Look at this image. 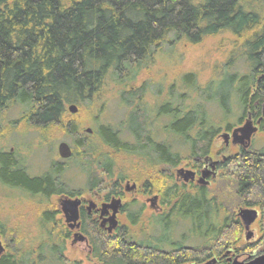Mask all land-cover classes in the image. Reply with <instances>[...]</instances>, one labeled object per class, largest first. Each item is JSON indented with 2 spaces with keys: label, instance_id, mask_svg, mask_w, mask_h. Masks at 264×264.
<instances>
[{
  "label": "trees",
  "instance_id": "16d2710c",
  "mask_svg": "<svg viewBox=\"0 0 264 264\" xmlns=\"http://www.w3.org/2000/svg\"><path fill=\"white\" fill-rule=\"evenodd\" d=\"M257 3L262 9L255 7ZM220 31L242 39L238 57L248 69L241 74L221 72V77L229 78L227 89L232 88L234 81L240 82L232 97L241 111L238 122L248 111L258 118L264 103V0H0V113L16 106L22 111L20 118L31 126H54L65 113V104L98 94L104 79L109 77L123 88L119 93L123 103L136 102L134 110L128 112L126 127L134 135V155L146 166L175 165L183 158L165 140L153 138L160 132L180 140L188 149L187 158L203 157L211 151L221 128L206 107L209 102L216 103L217 98L205 94L194 73L182 76L184 91L175 96L177 89L171 84L165 102L145 109L141 102L144 84L124 89L164 46L197 44ZM222 107L230 112L229 106ZM161 116L167 122L155 134V124ZM230 128L231 124L225 126L226 131ZM259 128L264 131L262 121ZM112 131L111 127L100 125L96 134L102 143L117 149L120 146L113 139L117 134ZM76 148L83 149L78 163L101 169L99 158L91 160L92 154L84 144L78 143ZM230 157L235 169L232 196L227 198L236 209L258 210L257 241L241 240L245 229L236 210L230 206V213L223 211L221 199L208 196V187L185 186L180 192L173 185L162 190V198L173 203L170 214L159 220L157 228L168 235L171 215L190 220L195 234L205 228L202 243L190 247L183 244L186 239L168 241L166 237L155 245L129 244L119 239L102 244L99 236H91L92 256L101 264H236L240 255L259 256L255 247L264 242V148L242 146ZM110 167L108 163L105 170L92 176L87 166L89 186L109 178ZM62 171L63 166L54 164L43 175L29 177L11 154L0 151V183L30 195L47 200L51 193L65 192L59 178ZM158 180L157 184H163L161 178ZM39 217L42 224L53 219L46 212ZM40 238L47 244L39 247L43 250L37 249L41 253L36 263L30 259L34 251L29 249L1 255L0 264H64L61 246L50 243L53 238L48 234Z\"/></svg>",
  "mask_w": 264,
  "mask_h": 264
},
{
  "label": "rangeland",
  "instance_id": "374dc122",
  "mask_svg": "<svg viewBox=\"0 0 264 264\" xmlns=\"http://www.w3.org/2000/svg\"><path fill=\"white\" fill-rule=\"evenodd\" d=\"M258 4L259 3H257L255 7L262 9ZM259 9H255V11H260ZM241 40V38L235 35L233 36L227 31H220L218 34L204 37L197 44L183 45L174 43L170 46H164L162 51L153 57L148 66L142 70L124 91L129 90L128 87L134 89V87L144 84L146 90L141 99L142 108L145 109L154 105H160L169 97L171 84H174L175 89H177L175 96L177 95L176 93L184 91L185 87L181 85V78L184 74L192 72L197 77L198 83L204 86L206 90L205 94L217 98L216 103L209 102L206 107L215 123L220 126L221 129L219 134L221 135L226 131L225 126L227 124H231V128L239 124L241 125L247 116L244 114L238 122L241 111L237 104L232 102L234 91L240 86V82L234 81L232 88L227 89L229 78L226 77L224 79L221 77L222 71H228L227 73L238 72L240 74L247 72V67L243 64L240 57H238L239 50L237 49L239 48ZM228 62L229 65L227 64ZM224 68H227V70ZM122 89L119 85L114 84L109 77H106L98 94L90 95L88 96L89 98L81 102L76 101L74 103L77 106V111L75 113H70L68 111L67 107L69 103L65 104V113H63L59 123L54 126H47V128L45 127L44 129L31 126L32 124L26 119L20 118L22 111L19 107H6L0 113V151L7 152L11 148V155L14 161L18 163L27 174L32 176L41 175L49 170V168L53 167L55 163L62 162L63 171L61 175H59V178L67 189L73 190L84 186L87 176L77 163H74V161L77 162L81 160L78 155L83 149L76 147L78 143H82L89 150V153L92 154L91 160L94 161L97 158L101 160V158L105 156L110 163L111 176L100 181L103 183L101 186H107L106 190L112 188L111 183L116 181L118 177H124L135 180L137 184L147 180L150 187H152L149 190L153 189L156 193L157 191L162 193L164 188L168 186L171 187L170 182L162 178L166 174L160 169L163 168L162 166L149 165L148 167L145 165L144 161L136 155H134V157L123 155L114 149L105 147L96 134L97 127L100 125L112 126V132L117 133V131L122 129L121 121H125L128 112H130L131 109L133 110L134 103L136 102H132V104L128 105L121 101L119 93L123 91ZM194 96L197 97V95ZM223 105L229 106L230 112L227 113V111H223ZM127 110L129 111L127 112ZM248 112H250L248 117L251 116L253 120H255L254 112ZM166 122V117L161 116L157 119L155 134L161 130ZM66 123H69L71 126L69 128L66 127ZM262 123L264 124V118ZM86 127L91 128L92 132L89 134L86 133ZM160 133L154 135L153 138L157 139V141H161L162 139L165 140L166 143L171 145L172 151L180 153V157H183L181 165L186 164L188 166L195 163V157L187 158L188 149L183 146L180 140L172 135L167 134L163 136ZM75 141L77 144H75ZM60 142H65L71 146L74 154L72 159L62 160L57 156L56 149ZM225 142L226 141H223L222 138L218 136L214 139L210 153L213 157H216V159H221L222 155L232 156V154L240 148V142H235V145L231 144V142ZM250 144L254 149L264 148V131L258 130L254 133L251 136ZM81 157L83 158L84 156ZM85 157L83 159H85ZM229 165L233 166L234 162H231ZM87 166L90 168V171L87 172L92 176H97L101 170L95 167L94 164H88ZM87 166H85V168ZM232 172V170L220 169L219 177L215 181H211L207 186L208 196H214L216 199L220 198L221 200L219 203H222L223 211L226 209L227 214L234 209L236 211L238 210V208L236 209L233 205L231 206V201L227 198V195L232 196ZM160 178L163 184H159L162 186L156 182L159 181L158 179ZM190 186H186L185 189H190ZM176 189H179L181 192L180 186H176ZM138 197L139 200L143 199L140 195H138ZM57 198V196H52L49 200H41L39 197L30 196L20 189L0 184V256L6 253L20 254L30 249L34 251L30 259L37 262L36 257L40 255L41 250H43V248L39 247H41L43 243L47 244L46 240L41 242L42 239L40 237L42 235L48 233L50 239L51 237L53 238L50 243L55 244L60 242L59 240L62 239L60 237H62L61 235L64 229L54 224L53 221L55 220H52L51 223L48 224H42L39 217L44 214L45 211H47L49 215L50 211H53L57 207ZM172 203L173 202H167L170 211ZM230 206L232 210H230ZM145 211L134 225H131L128 220L122 218V224L125 225L126 231L128 230L127 232L132 236L134 239L133 241L145 239V242L155 245L161 238L167 237L168 241L171 239H173L171 241H177L182 238L186 239L183 243L184 245L194 247L202 243L205 239L204 227L199 228L197 234H195V227H193L192 221L179 220L174 216L172 217V215L170 216L171 227L166 229L168 235L164 232L158 234L156 226H152L154 216ZM221 215L224 216V212L221 211ZM56 218H58V216ZM221 219L220 217V220ZM247 231L251 232L248 238L246 237ZM94 236L96 237V235ZM257 239H259V233L255 221L252 226H249L248 230L242 231L241 240L244 242H255ZM206 241L210 242V239L207 238ZM64 243L65 247L63 254L68 264H101L97 263L89 254L86 245L74 244L71 246L69 241H65ZM263 244L264 242L257 243L255 247L259 254L264 253ZM161 245L160 243V246ZM37 249L41 250L38 252ZM244 258V255H240L238 260H243Z\"/></svg>",
  "mask_w": 264,
  "mask_h": 264
},
{
  "label": "flooded vegetation",
  "instance_id": "af4514ba",
  "mask_svg": "<svg viewBox=\"0 0 264 264\" xmlns=\"http://www.w3.org/2000/svg\"><path fill=\"white\" fill-rule=\"evenodd\" d=\"M124 106V105H123ZM262 110L261 114H264V103L261 105ZM134 110V107H133ZM129 110H127L128 112ZM132 111V109H131ZM260 116L253 120L251 119L252 124H254L258 129V124L261 120ZM128 115H126L125 121H121V130L117 131V135H113V139L116 140L118 145L117 149L120 154L128 155L134 157V135L128 133L127 125ZM103 127H108V125H101ZM113 129L112 126H109ZM92 132V130H91ZM90 132V133H91ZM89 134V133H88ZM97 136V135H96ZM154 136V135H153ZM164 136V135H163ZM239 141L237 138L236 140ZM105 147L110 148L106 144L103 143ZM239 145V144H238ZM126 146V147H121ZM70 149L71 146L69 145ZM240 148L241 145L239 146ZM130 148V149H129ZM12 149L8 150L5 153L11 154ZM57 152V150H56ZM57 156L60 157L57 153ZM74 157V154L71 149V155L67 158H62V160H70ZM196 160L194 164L190 165H181V160L175 164L171 165L168 163L160 164L158 166H162L160 168L165 174V179L170 182V186H201L207 187L211 183V181H215L219 177L220 169H225L228 171H233L234 165L231 166V157L228 155H222L221 159H216L209 152L207 155L203 157H195ZM77 163L80 169L83 172H86V168L84 164ZM108 161L104 157L100 160L101 169L105 170L108 166ZM62 164L55 163V165ZM62 166V165H61ZM50 169V168H49ZM192 170L195 174L194 180L184 181L182 171ZM48 171V170H47ZM45 171V172H47ZM161 171V172H162ZM25 172V171H24ZM27 174V172H25ZM29 177H39L43 175H29ZM63 183V182H62ZM1 184V183H0ZM101 182L95 186H89L87 180H85L84 186L81 188L69 190L66 186H64L65 192L61 193H51L49 198L52 196H57V207L50 211L48 216L53 217L52 220L54 224H57L61 228L64 229L62 233V239L60 243H55L59 248L61 246V256L65 260L64 264H68L63 251L65 247V241H69V244L73 246L74 244H84L87 246L89 254L92 256L93 247L91 244L90 237L91 236H99L101 243L104 244L109 242L110 244L114 239H119L124 242H128L129 244H138L139 242H145V239H138L137 241H133L134 239L130 234H128V230L126 231L125 225L122 224V220H128L131 225H134V220L138 221V219L143 215L146 210L148 213L154 216V222L152 226H156L158 230V224L160 219H164L165 216L170 214V208L162 198V193L157 191L149 190L152 187L148 184L147 180L143 183L137 184L135 180H131L129 178L118 177L116 181L111 183V189L106 190L107 186H101ZM5 185V184H2ZM65 185V184H64ZM7 186V185H6ZM10 187V186H8ZM13 188V187H11ZM168 188H170L168 186ZM16 189V188H15ZM23 191V190H22ZM26 192V191H24ZM29 194L28 192H26ZM30 195V194H29ZM33 195V194H32ZM138 195L142 196L143 199H138ZM31 196V195H30ZM39 197L37 195H33ZM41 200H46L39 197ZM65 199L71 200L76 203V220L67 221V217L71 216V213L67 211V215L61 210V202ZM71 210H74V206L71 205ZM145 211V212H146ZM47 213V211H45ZM48 214V213H47ZM74 214V211H73ZM58 216V218H56ZM123 218V219H122ZM136 221V222H137ZM160 231L158 230V234ZM48 234V233H45ZM44 234V235H45ZM49 235V234H48ZM53 235V234H51ZM154 239V238H153ZM86 248V247H85ZM93 257V256H92ZM59 258V257H58ZM97 263L98 259L93 257ZM36 263V262H35ZM75 264V263H71Z\"/></svg>",
  "mask_w": 264,
  "mask_h": 264
},
{
  "label": "water",
  "instance_id": "95a60500",
  "mask_svg": "<svg viewBox=\"0 0 264 264\" xmlns=\"http://www.w3.org/2000/svg\"><path fill=\"white\" fill-rule=\"evenodd\" d=\"M68 111L70 113H75L77 111V106L74 103H71L67 107ZM85 131L87 133L91 132V129L89 127H86ZM255 131V127L252 126V123L249 120H246V122L240 126L235 128L232 133L231 137L233 140H236V138L239 140L241 143H248L250 140L251 134ZM57 153L60 157L62 158H67L71 155V149L69 145L65 142H60L57 146ZM183 175V180L188 181V180H193L194 179V172L191 170H186L182 171ZM74 206V210H71L70 207ZM76 203L65 199L61 202V210L67 215V211L71 213V216L67 217V221L76 220V209H75ZM74 211V214H73ZM239 216L241 223L243 224L244 228L248 230L250 224L255 220L257 212L255 209H240L237 213ZM250 231H247L246 237L248 238L250 236ZM205 264H210L209 262ZM246 264H264V256L259 257L253 261H250L249 263Z\"/></svg>",
  "mask_w": 264,
  "mask_h": 264
},
{
  "label": "bare ground",
  "instance_id": "6f19581e",
  "mask_svg": "<svg viewBox=\"0 0 264 264\" xmlns=\"http://www.w3.org/2000/svg\"><path fill=\"white\" fill-rule=\"evenodd\" d=\"M244 227V226H243ZM245 229V228H244ZM246 230V229H245Z\"/></svg>",
  "mask_w": 264,
  "mask_h": 264
}]
</instances>
